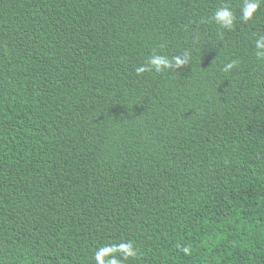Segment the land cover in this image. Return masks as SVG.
Returning a JSON list of instances; mask_svg holds the SVG:
<instances>
[{
    "label": "trees",
    "instance_id": "1",
    "mask_svg": "<svg viewBox=\"0 0 264 264\" xmlns=\"http://www.w3.org/2000/svg\"><path fill=\"white\" fill-rule=\"evenodd\" d=\"M242 3L0 0V264H264V4L212 20Z\"/></svg>",
    "mask_w": 264,
    "mask_h": 264
},
{
    "label": "clouds",
    "instance_id": "2",
    "mask_svg": "<svg viewBox=\"0 0 264 264\" xmlns=\"http://www.w3.org/2000/svg\"><path fill=\"white\" fill-rule=\"evenodd\" d=\"M261 4H264V0H243V3L240 7V15L234 13V11L228 6H221L218 7L212 17V20L220 25L222 28L231 30L237 19L242 22H248L253 18V15L257 12L260 8ZM255 48H256V56L258 59H264V36H260L255 41ZM188 57L189 53L185 52L183 56H173L169 58L166 55L159 54L154 52L146 62L141 65L137 66L135 71L137 75H141L145 72H156L160 73L169 69H173L175 67L176 70L182 71L188 64ZM238 61L233 60L230 63H227L223 71L229 72L231 71L236 65ZM120 251L123 253L125 259L132 257L135 258L137 255V250L134 248L131 242L122 243L119 246ZM183 251L185 254L189 252L188 248H184ZM108 253L105 249H100L95 254V259L97 264H118V261L114 258L112 259H105Z\"/></svg>",
    "mask_w": 264,
    "mask_h": 264
}]
</instances>
